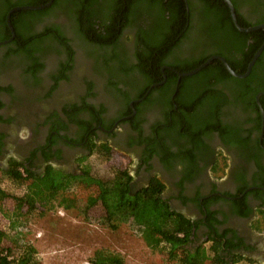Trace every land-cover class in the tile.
Segmentation results:
<instances>
[{"label":"flooded vegetation","instance_id":"flooded-vegetation-1","mask_svg":"<svg viewBox=\"0 0 264 264\" xmlns=\"http://www.w3.org/2000/svg\"><path fill=\"white\" fill-rule=\"evenodd\" d=\"M103 2L95 0L92 7ZM76 12L70 0H58L49 16L33 21L26 33L32 43L23 51L22 38L14 31L11 39L9 30L8 39H1L5 29L0 26V174L6 176L15 161L23 175L24 170L41 175L51 168L76 178L91 173L88 163L96 152L115 157L125 166L132 191L156 181L163 186L160 195L170 210L192 224L187 249L215 242L224 248L225 260L241 257L264 264V91L253 94L225 80L212 85L218 94L211 96L219 97L212 105L204 91L193 96L198 80L182 86L178 76L171 81L172 75L184 73L179 67L193 66L203 55L222 58L215 54L213 39L205 37L207 25L190 12L191 29L161 64V72L170 73L161 82L146 81L135 67V34L145 29V15L122 29L114 48H98L83 44L75 29ZM239 13L255 22L248 6ZM58 33L71 50L57 40ZM69 57L72 67L63 69ZM127 67L131 72L124 74ZM153 67L144 68L150 74ZM62 75L67 79L57 80ZM257 85H264V59L248 89ZM178 90L183 95L176 103ZM82 103L87 107L75 118L90 123L84 126L70 120V110ZM241 201L250 210L246 216L237 204ZM243 260L239 263L246 264Z\"/></svg>","mask_w":264,"mask_h":264},{"label":"trees","instance_id":"trees-1","mask_svg":"<svg viewBox=\"0 0 264 264\" xmlns=\"http://www.w3.org/2000/svg\"><path fill=\"white\" fill-rule=\"evenodd\" d=\"M50 0H4L0 10V26L5 29L1 39H8L9 29L6 25V16L12 8L16 7H40ZM77 8L75 15V29L79 31V37L86 46L95 45L98 48H114L121 37L122 29L146 16L143 24L145 29H140L135 34L136 48V70L146 77V81H163L164 75L170 77V73L163 74L160 70L161 64L165 63L173 47L178 46L179 41L191 29V18H198L200 24L207 25L205 37L213 39L215 54H219L225 59L230 68L237 74H244L247 66L255 53L264 43V29L251 33L239 31L233 24L229 9L223 0H104L103 3H96L95 0H70ZM58 0H53L51 7L38 10H19L10 14L12 27L18 37L22 38L25 44L23 50L32 41L26 39L33 21L39 19L41 15L49 16L56 7ZM83 2V4H82ZM232 3L238 26L241 28H252L264 24V0H230ZM248 6L255 14L254 23L248 22L240 13V7ZM189 6V7H188ZM92 7V8H91ZM261 10V11H260ZM190 12V17L187 14ZM193 21V19H192ZM189 22V23H188ZM98 23V30L94 29V24ZM189 24V25H188ZM188 25V26H187ZM57 29L56 27H54ZM1 33V32H0ZM22 33V35H21ZM199 33V31H198ZM1 34L0 36H2ZM202 37V36H201ZM57 40L66 45V50H71L65 38L58 33ZM215 42H217L215 44ZM141 46L143 47L141 49ZM87 54L94 55V51L86 49ZM237 54V55H235ZM211 55H203L195 65L187 68L179 67V72L193 70L203 64ZM70 59L63 69H70ZM264 59V49L253 66L251 73L245 79H235L229 75L221 62L214 61L202 71L189 78H182L181 85L198 80L194 85V97H199L204 91L211 99L212 105H217L219 97H212L216 93L211 90L213 84H222L229 80L233 88L241 87L255 94L264 91V85H257L255 90L248 89V85L254 81L256 68ZM238 60V62H236ZM109 61V60H107ZM72 62V59H71ZM155 66L149 74L145 66ZM37 67V66H36ZM39 67V66H38ZM126 72H131V68H126ZM172 75V74H171ZM171 81H175L177 75H172ZM67 79L62 75L59 79ZM196 82V81H195ZM209 84L207 85L206 83ZM149 86V85H147ZM201 88H205L201 89ZM3 90V88H0ZM141 95L144 91H141ZM180 90L175 96L176 103L179 102ZM264 97L261 98V102ZM182 102V101H181ZM87 106L82 103L76 106L73 118L69 113L70 120L79 125H87L82 120L75 118V114L84 110ZM173 104L171 105V108ZM218 110V107H214ZM66 110V109H65ZM66 114V112H65ZM77 120V121H75ZM90 124V123H89ZM94 157L103 167L110 172L109 178L92 175L88 170L82 176L72 177L53 171L49 168L41 175L34 174L29 170H24L23 175L19 171L21 164L12 161L13 167L6 174V177L17 185L18 195H13L0 188V211L3 203L10 202L12 205L13 220L10 229L17 226L18 218L38 213L43 217L54 207H61L69 211L75 210L88 216L96 210L101 211L102 224L111 230H115L121 223L132 222L141 233V238L146 246L152 251L164 252L167 250L168 261L173 264H238L241 257H235L232 261L222 257L224 248L221 249L219 243H213L209 248L202 246L196 249H187L186 245L191 244L192 224L182 215L170 210L167 203L162 199L160 193L163 186L158 181L153 182L148 188L132 191L129 186L125 166L122 162L116 161L115 157H108L99 154ZM169 153V151H168ZM100 156H99V155ZM171 157V156H170ZM112 159V160H110ZM114 161V162H113ZM261 169H263L261 167ZM264 170V169H263ZM81 193L80 196H72L73 192ZM83 195V197H82ZM237 203V202H235ZM242 207V214L248 215L250 210L246 208L244 201L238 202ZM43 209V210H42ZM263 214V212H261ZM25 219V218H24ZM18 232L10 240L12 245L6 242L9 239L7 233L0 230V264H37L35 259V249L28 243L18 245ZM249 264H255L251 260H243ZM89 264H124V260L119 256L106 251H97L89 260Z\"/></svg>","mask_w":264,"mask_h":264},{"label":"rangeland","instance_id":"rangeland-1","mask_svg":"<svg viewBox=\"0 0 264 264\" xmlns=\"http://www.w3.org/2000/svg\"><path fill=\"white\" fill-rule=\"evenodd\" d=\"M88 168L93 176H111L94 157L89 160ZM17 187L5 175L0 174L1 189L18 195L22 192H19ZM80 194L75 191L71 197ZM11 207L10 202L3 203L0 211V230L7 233L8 245L13 244L10 239L18 232V245L30 244L35 249L37 264H89L94 253L101 250L119 255L124 264H173L168 261L167 250L152 251L146 246L139 229L132 222L121 223L115 230L106 227L100 220V210L84 217L79 211L54 207L43 217L35 212L18 218V227L10 229L13 220ZM186 246L189 248V245ZM205 247L207 249V246Z\"/></svg>","mask_w":264,"mask_h":264},{"label":"water","instance_id":"water-1","mask_svg":"<svg viewBox=\"0 0 264 264\" xmlns=\"http://www.w3.org/2000/svg\"><path fill=\"white\" fill-rule=\"evenodd\" d=\"M225 2V4L227 5L228 9H229V12H230V17L232 19V22L234 23L235 27L243 32V33H251L253 31H256V30H259V29H264V25H261V26H258V27H254V28H248V29H244V28H241L237 25V21H236V16H235V12H234V8H233V5L232 3L230 2V0H223ZM53 0H50L47 4L43 5V6H40V7H16L14 9H12L8 14H7V18H6V23L8 25V28L11 32V35H12V38L14 37V30H13V27L11 25V21H10V14L13 12V11H19V10H38V9H43V8H47L49 7L51 4H52ZM10 39V40H11ZM9 40V41H10ZM264 49V43L261 45V47L258 49V51L255 53V55L253 56L252 60L250 61L248 67H247V70L244 74H236L234 71L231 70V68L228 66V64L225 62V60L223 58H220V57H212L210 59H208L206 62H204L202 65H200L199 67L193 69V70H190L188 72H184V73H178V80H180L181 78H186V77H190V76H193L195 74H197L199 71H201L202 69H204L209 63H211L213 60L215 59H218L219 61H221V63L224 65L225 69L229 72V74L235 78H246L254 63L256 62V60L258 59V57L260 56V54L262 53ZM262 95H264V93H262Z\"/></svg>","mask_w":264,"mask_h":264}]
</instances>
